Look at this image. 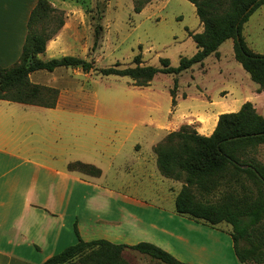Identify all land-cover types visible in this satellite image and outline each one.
<instances>
[{
	"label": "rangeland",
	"instance_id": "obj_1",
	"mask_svg": "<svg viewBox=\"0 0 264 264\" xmlns=\"http://www.w3.org/2000/svg\"><path fill=\"white\" fill-rule=\"evenodd\" d=\"M46 1L55 11L36 27L51 33L59 19L63 26L47 42L39 56L43 61L72 56L91 62L94 69L126 68L134 67L133 59L139 56L140 66L160 68V60L168 59L170 67L176 68L182 57L197 52L190 35L200 33L202 25L187 0H152L140 13H134L132 0ZM241 35L254 54L264 55V5L249 17ZM232 43L224 42L218 57L211 55L176 77L157 74L144 88L135 87L129 78L104 77L95 71L60 68L34 74L32 83L57 91L55 107H60L29 110L27 120L20 123L5 116V132L21 141L22 150L30 148L40 156L49 150L58 155V162L63 161L62 155L70 162L81 158L101 163L102 184L145 204L172 209L182 183L160 175L153 149L165 137L152 148L158 136L151 125H165L171 116L197 108L215 114L219 108L233 107L235 112L245 102L256 104L264 116V92L257 93L256 85L234 60ZM174 78L178 81L175 107L170 95ZM13 106L17 105L9 108ZM184 125L193 128L186 123L180 127ZM179 128L177 124L164 129L170 133ZM76 140L81 147L73 148ZM88 148L91 154L85 151ZM256 158L264 165V145ZM219 196L218 192L203 200L213 202ZM204 226L208 229L201 228L200 242L231 243L229 225ZM122 257L128 264H162L131 250Z\"/></svg>",
	"mask_w": 264,
	"mask_h": 264
},
{
	"label": "trees",
	"instance_id": "obj_2",
	"mask_svg": "<svg viewBox=\"0 0 264 264\" xmlns=\"http://www.w3.org/2000/svg\"><path fill=\"white\" fill-rule=\"evenodd\" d=\"M152 0H132L134 13H140ZM195 8L202 31L191 34L197 52L182 57L176 68L168 59H161L160 68L140 66L134 57V67L118 65L94 69L91 62L64 56L43 61L39 56L46 44L63 26L62 19L51 33L36 26L48 19L55 10L46 0H38L31 11L27 34L18 61L8 68L0 67V101L53 109L57 91L34 84L32 73L54 72L60 68L79 69L83 73L98 72L104 77H126L135 87H148L157 74L178 76L194 65H202L226 41H233L234 60L264 92V55L254 54L242 38L243 25L264 0H187ZM52 21V20H51ZM95 45V44H94ZM177 79L170 90L172 106L176 105ZM264 145V116L250 102L237 112L222 114L208 137L198 135L187 126L171 132L153 149L160 175L181 182L175 197V212L189 220L216 227L230 226L234 255L241 264H264V165L256 156ZM69 171L99 177L100 170L92 165L73 162ZM220 193L216 201L203 200ZM77 241L43 264H128L122 257L125 250L135 251L162 264H188L152 244L141 242L133 246L115 245L104 240L83 241L74 228Z\"/></svg>",
	"mask_w": 264,
	"mask_h": 264
},
{
	"label": "crops",
	"instance_id": "obj_3",
	"mask_svg": "<svg viewBox=\"0 0 264 264\" xmlns=\"http://www.w3.org/2000/svg\"><path fill=\"white\" fill-rule=\"evenodd\" d=\"M37 1L0 0V67L8 68L18 61L28 19ZM40 72L43 71L32 73L30 81L32 75ZM10 104L17 106L9 108ZM252 105L260 114L257 105ZM31 107L34 109L29 105L0 101V264H43L76 243L74 228L85 242L104 240L126 246L145 242L188 264H241L234 252H229L233 251L232 241L224 246L218 240L214 244L211 238L207 244L200 242L197 235L202 233L201 228H208L179 216L175 207H154L102 184L101 163L76 159L100 170V176L93 177L69 171L68 165L73 162L66 156L60 155L63 161L58 162V155L52 151L45 150L44 156H40L33 149L22 150L21 141L10 131L5 132L8 126L5 116H10L12 123H20L27 120L29 110L46 109ZM232 110L233 107L219 108L213 114L197 108L171 116L165 125H151L158 136L152 148L169 134L164 129L169 125L178 124L179 128L186 123L192 125L198 135L208 137L218 117L233 113ZM72 146L81 147L77 140ZM85 151L93 152L89 148ZM214 233L221 235L217 231Z\"/></svg>",
	"mask_w": 264,
	"mask_h": 264
}]
</instances>
